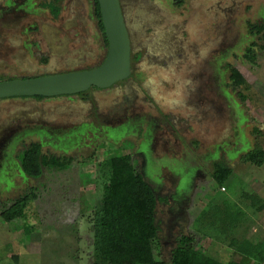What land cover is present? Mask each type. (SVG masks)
<instances>
[{"label": "rangeland", "instance_id": "374dc122", "mask_svg": "<svg viewBox=\"0 0 264 264\" xmlns=\"http://www.w3.org/2000/svg\"><path fill=\"white\" fill-rule=\"evenodd\" d=\"M45 2L0 0V16L9 8L24 11L0 21L12 29L4 30L0 42L6 37L13 48L0 53V76L83 70L104 59L93 0H61L54 21ZM126 5L132 53H140L134 77L82 96L0 99V264H94L93 217L107 179L101 164L118 147L129 151L130 141L143 140L148 150L154 138L159 142L152 155L159 158L138 166L164 200L183 181L179 195L187 207L184 219L169 224L174 204L158 203L161 257L170 262L179 239L190 235L198 250L225 264H264V188L257 191L258 182L264 184V163L245 160L259 147L264 151V37L252 28L264 23V0ZM33 24L35 47L28 30ZM232 67L246 80L238 88ZM139 110L143 117L137 123L131 114ZM153 114L157 128L149 125ZM139 127L146 137L137 134ZM124 128L137 133H123ZM109 129L115 130L108 137ZM39 141L45 143L43 153L79 158L99 146L98 157L49 166L24 180L15 165L17 153L22 143ZM220 161L233 168L223 189L212 178ZM33 191L37 198L24 217L2 218L3 210ZM233 241L240 242L238 248Z\"/></svg>", "mask_w": 264, "mask_h": 264}, {"label": "trees", "instance_id": "16d2710c", "mask_svg": "<svg viewBox=\"0 0 264 264\" xmlns=\"http://www.w3.org/2000/svg\"><path fill=\"white\" fill-rule=\"evenodd\" d=\"M60 2L61 0H49L43 3V6L47 7L53 16L58 17L62 11ZM174 3L176 6L181 7L184 5L185 0H174ZM93 13L105 48L108 50L109 42L98 0H93ZM252 28L264 37V23L252 25ZM252 55V49L249 48L247 57L253 60ZM137 58V56H133L132 59L136 60ZM231 73L236 88L246 83L243 74L236 67L231 68ZM9 79L14 78L0 76V81ZM86 93L79 94L86 95ZM35 98H43V96H35ZM242 98L246 99L244 95ZM98 149L99 146H96L87 157H81L79 163L96 160ZM115 151V154L101 164L107 172V179L93 217L94 264H225L198 250L196 239L190 235H183L179 239L177 246L171 253L170 262L161 257L160 226L156 215L157 205L164 199L158 197L155 188L146 180L131 152ZM74 159L76 158L71 156L45 154L42 150V144L39 142H33L24 147L19 155L21 169L27 176L32 178L38 177L46 167L62 168L72 164ZM245 160L263 165L264 151L259 147L246 155ZM232 174L233 168L228 164L221 161L214 163L212 178L222 186V189L224 183ZM32 198H37L35 191L17 199L10 208L3 210L1 213L2 218L9 222L24 217L25 210ZM239 243L233 241L237 248ZM157 246L159 248L158 254L155 253Z\"/></svg>", "mask_w": 264, "mask_h": 264}, {"label": "water", "instance_id": "95a60500", "mask_svg": "<svg viewBox=\"0 0 264 264\" xmlns=\"http://www.w3.org/2000/svg\"><path fill=\"white\" fill-rule=\"evenodd\" d=\"M109 42L104 61L96 67L0 81V99L74 95L91 87L109 88L132 73V43L121 0H98Z\"/></svg>", "mask_w": 264, "mask_h": 264}, {"label": "flooded vegetation", "instance_id": "af4514ba", "mask_svg": "<svg viewBox=\"0 0 264 264\" xmlns=\"http://www.w3.org/2000/svg\"><path fill=\"white\" fill-rule=\"evenodd\" d=\"M127 1H130V0H121V3H122V6H123V10H124V14H125V18H126V22H127V26H128V29H129V32H130V36H131V43H132V49H133V42H134V40H133V35H132V30H131V27H130V25H129V20H128V17H127V15H126V2ZM16 12H21V13H23L24 14V11L23 10H20V11H16L14 8H9L8 10H5L3 13H2V16H0V21H4V20H7L6 19V15H12L13 16V14H15ZM53 15V14H52ZM60 15V14H59ZM5 17V18H4ZM59 18V16L58 17H55V16H53L52 17V19H53V21L54 20H56V19H58ZM14 19H16V18H14ZM11 22H12V20H11ZM30 23V22H29ZM29 23H25V25L24 26H27ZM0 37H1V34L3 33V35L5 34L4 33V30H6V32H8V31H10V30H12L11 28H9V27H7V26H5L4 24H2L1 22H0ZM27 24V25H26ZM23 26V27H24ZM33 26H34V24L33 25H31L30 27H31V29H28V28H26V29H28L29 30V33H32V36H31V39H32V45H33V47H35V46H37L38 44H39V41L37 42V41H35L33 38H34V36H33V34H35L34 33V31H33ZM39 31H41V29L39 28L38 29ZM7 44H8V42H7V38L6 37H4V40L3 41H1L0 42V53H1V51L2 50H6L8 53H10V51H13V48H12V46L11 47H9V46H7ZM10 45V44H9ZM3 47H5V48H3ZM140 55V53L138 54V55H134L133 53H132V58H133V56H139ZM134 62H136V60H133L132 59V73H131V76L129 77V78H127V79H125V80H122V81H119V82H117V83H122V82H125V81H127L128 79H130V78H132V77H134L135 76V73H134V68H135V66L133 65L134 64ZM97 66V65H96ZM95 67V66H94ZM88 69V68H87ZM72 70H74V69H71L70 71H72ZM46 74H54L53 72H51V71H48V70H46L45 72H43L42 74H37V75H32V74H27V75H20V76H13V77H11V78H27V77H35V76H41V75H46ZM4 77V76H3ZM5 77H10V76H5ZM116 84V83H115ZM114 84V85H115ZM114 85H112V86H114ZM111 86V87H112ZM110 88V87H109ZM101 90L100 88H95V87H91L89 90ZM104 89H106V88H104ZM88 90V91H89ZM87 92V91H86ZM74 95H80L79 93L78 94H74ZM67 96H69V95H67ZM71 96V95H70ZM82 96V95H81ZM33 98H35V97H33ZM43 98H45V97H43ZM38 99H42V98H38ZM131 101L132 100H129V98H128V103H131ZM132 108L133 109V107H134V105L133 106H129V108ZM141 107V106H140ZM130 111H132L131 109H130ZM133 113V112H132ZM141 113H143V111L142 110H139L138 111V114L137 115H135V114H131V120H136V122L138 123V122H140L139 120L143 117V116H140V114ZM139 119V120H138ZM151 122H149V125H155V123H156V120H155V114H153L152 115V117H151ZM155 127L157 128L158 127V125H155ZM42 129H44V128H42ZM113 130H115V129H112V130H110L109 129V131H108V137H109V135L111 134V132L110 131H113ZM124 132L123 133H126V131H127V133H129V134H134V133H137L136 131L135 132H133V131H131V129L129 130L128 128L126 129V128H124ZM139 130H140V133H137L138 135L140 134L141 136H145L146 137V135L144 134L143 135V129H142V127H139ZM151 130L152 129H150L149 131H148V136H150V134L151 133H149V132H151ZM142 131V132H141ZM51 133V132H50ZM134 135H136V134H134ZM139 135V136H140ZM152 141H153V144H151V146L149 145V151L148 150H146V148H145V146H146V144H145V141H143L142 140V142L141 143H139V145H138V143L137 142H134V141H130L131 142V149L129 150V151H127V152H131L132 154H133V156H134V160H135V162H136V164L137 165H142V167H144V166H149V165H153V164H155L156 163V160L159 158H156L155 156H153L152 155V153H153V151H155V153H156V149H157V145H158V139L157 138H154V139H152ZM31 143H33V142H31ZM30 143V144H31ZM39 143H41L42 144V150H43V148H44V144L45 143H43L42 141H39ZM30 144H28V143H22V149H21V151L24 149V147H26V146H28V145H30ZM96 147H94L93 149H95ZM117 151L119 150L120 151V147H118L117 149H116ZM167 150V149H166ZM21 151H19L18 153H17V159H18V161H19V155H20V153H21ZM127 152H124V153H127ZM46 154V153H45ZM48 154H52V153H48ZM58 156H64V157H67V155H58ZM168 156H170V155H168ZM68 157H70V156H68ZM71 157H74V158H76V159H74V162H77L78 164H80L79 163V161L81 160L77 155H74V156H71ZM16 159V160H17ZM73 162V163H74ZM86 164V163H85ZM16 165V168H18V170H19V173H18V175L20 176V177H22L24 180H26V179H29V178H32V177H29V176H27L26 175V173L25 172H23V170L21 169V166H20V162L17 164H15ZM68 165H72V164H68ZM68 165H66V166H68ZM143 174H144V172H143ZM180 176H183L182 174H180ZM11 177H13V175H10V176H8V179L7 180H10V179H12ZM182 182L183 181H181V184H179V186L178 187H176V190L175 191H173V193L172 194H167L168 195V197H166L165 199L166 200H163V201H161V202H164V203H166V204H171V203H173L174 204V207H173V205L172 206H170V208H169V219H168V223L169 224H171V223H173L174 222V220L175 219H178V220H181V218H185V213H187V207H186V209H185V207H184V204H185V201H186V197H182V196H180L179 195V193L181 194V192H180V190H182V189H185V188H183V185H182ZM11 183V182H10ZM155 190H156V194L158 195V194H160L159 193V190H157L156 188H155ZM183 191V190H182ZM185 191V190H184ZM158 197H161V198H163L162 196H158ZM175 205H177L178 207L176 208L175 207ZM176 222V221H175ZM174 224V223H173ZM169 229L171 230L172 228L171 227H169Z\"/></svg>", "mask_w": 264, "mask_h": 264}, {"label": "crops", "instance_id": "0c3cea01", "mask_svg": "<svg viewBox=\"0 0 264 264\" xmlns=\"http://www.w3.org/2000/svg\"><path fill=\"white\" fill-rule=\"evenodd\" d=\"M47 1H49V0H47ZM258 185H259V188H258V190H257V191H259V190H261V189H263V188H264V184H262V183L258 182ZM253 244H254V243H253Z\"/></svg>", "mask_w": 264, "mask_h": 264}]
</instances>
